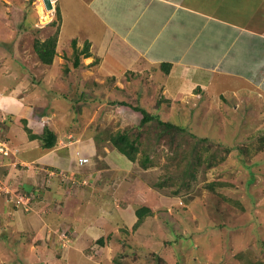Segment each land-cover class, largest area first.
Segmentation results:
<instances>
[{"label": "rangeland", "instance_id": "obj_1", "mask_svg": "<svg viewBox=\"0 0 264 264\" xmlns=\"http://www.w3.org/2000/svg\"><path fill=\"white\" fill-rule=\"evenodd\" d=\"M41 3L44 5L43 0H0V143L8 148L7 156L0 155V167L14 177L1 189L15 193L18 184L30 189L28 183H36L37 195L44 199L43 211L58 209L62 213L49 218L47 235L44 228L35 231L30 250L24 247L14 255L0 246V264H115L117 258L122 264H243L236 259L239 253L255 264H264V165L259 169L252 166L264 159V145L259 139L264 136L261 93L258 96L251 83L240 96H233L231 89L209 98L193 96L191 91L174 105L164 103L165 109L158 110L154 108L159 100L157 88L150 92L144 74H107L104 68L97 72L83 63L66 72L65 67L71 66V41L76 39L77 46L82 47L85 31L91 30H80L79 35L76 31L81 22L91 27L86 25L91 23V15L77 0H54L51 13L46 14L49 18L44 20ZM53 20L59 24L56 55L52 64L45 66L38 61L33 42L55 33L56 24L50 25ZM92 28L98 35L97 25ZM223 86L228 87L226 83ZM82 90L84 101H78ZM112 101L166 117L197 137L225 144L232 152L219 153L217 158L222 156L223 161L205 176L198 169L190 189L181 188V172L176 173L175 162L166 159L171 153L163 145L149 152L156 159L149 169L137 161L130 162L111 146L109 135L135 131L141 117L138 112L112 105ZM13 117L16 133L29 146L25 150L39 149L34 157L24 158L22 148L8 144L7 123ZM19 119H26V125ZM43 123L59 136L60 149H45L38 140L27 141L25 127L31 134L40 135ZM182 147L188 146L183 143ZM254 154L253 160L245 157ZM80 158L87 159L86 163L80 164ZM57 174L60 184L69 185L68 190L57 184ZM43 181L51 185L49 189ZM157 183L165 185L157 187ZM208 183L223 187L217 185L212 192L205 188ZM177 189L178 194H173ZM55 191L59 197L54 198ZM22 198V202L28 199ZM12 206L7 203L8 211L2 203L0 228L29 234L22 209ZM142 207L151 214H145L141 224L134 227L136 211ZM36 222L33 216L25 221L29 230L37 228ZM2 238L0 233V241ZM101 238L103 246L96 242ZM25 243L29 245L22 239L14 244L21 248ZM153 253L161 258L155 260Z\"/></svg>", "mask_w": 264, "mask_h": 264}, {"label": "crops", "instance_id": "obj_2", "mask_svg": "<svg viewBox=\"0 0 264 264\" xmlns=\"http://www.w3.org/2000/svg\"><path fill=\"white\" fill-rule=\"evenodd\" d=\"M77 2L83 4L91 15V23L86 25L91 26L90 28L97 25L100 29L99 34L95 35L93 28L90 29L81 22V28L76 31L79 35L80 30H91L85 31V34L83 32L84 41L90 43L91 52L90 57L81 60L87 69H95L98 72L104 68L107 74H144L145 84L148 88L150 86V92H156L157 88L158 98L166 101L162 102V105L166 103L167 106L174 105V102L191 91L193 96L201 94L209 98L212 94L222 96L226 89H231L233 96H240L241 92L247 89L248 83L253 84L257 95L261 93L264 98V0ZM73 14L75 16L76 11ZM165 65L170 66L167 73L161 70ZM224 83L228 85L227 88L223 86ZM212 90H215L216 94L211 92ZM12 107L16 108V105L12 104ZM8 119V144L14 149L22 148L24 158L34 157L39 149L32 147L25 150L29 146H25L20 135L16 133L15 118ZM48 128L51 129L49 126ZM54 134L57 141L54 149H60L57 148L59 136L55 132ZM36 140L40 141L29 139L27 136V141ZM77 145L72 146L78 147ZM2 168V181L5 183L9 180L11 183L14 177L11 178L9 174L12 172L8 174L6 168ZM56 179L60 187H67L60 184L58 174ZM49 180H53V177L49 176ZM43 184L47 189L51 186L46 181H43ZM18 185L21 186L22 183ZM28 185L38 187L33 182ZM22 186L26 189V186ZM48 191H51V188ZM52 194L54 198L59 197L56 191ZM60 197L62 198V195ZM43 206L44 202L39 210L34 212L33 217L39 222H36L37 228L32 230L33 235H36L35 231L39 228H44V235H47L45 227L49 224V218L62 213L58 209H48L45 212ZM10 209L7 207L8 211ZM25 220L26 218L23 222L27 228ZM73 224L71 222L70 225Z\"/></svg>", "mask_w": 264, "mask_h": 264}, {"label": "trees", "instance_id": "obj_3", "mask_svg": "<svg viewBox=\"0 0 264 264\" xmlns=\"http://www.w3.org/2000/svg\"><path fill=\"white\" fill-rule=\"evenodd\" d=\"M56 19L59 22L61 20V15L59 12V8L56 9ZM56 22L53 20L50 25L54 26ZM56 30L55 33H53L51 36H48L44 40L35 39L33 42V51L38 59V61L45 65L49 66L52 64L53 59L56 55V44L57 39L59 35V24H56ZM25 30H28V27H24ZM71 47H72V54H71V61H70V67L68 65L65 67V71L68 72V70L71 69H78L82 66L81 58H88L91 56L90 52V43L88 41H84L81 48L77 46V40L73 39L71 41ZM93 64V63H92ZM170 66L165 65L164 67H161V70L165 73L169 71ZM84 90H82L79 93L78 101H84L83 99ZM62 98H65L62 96ZM97 101V103H101V100L94 99ZM166 102V101H163ZM112 105H118L120 107L133 110L134 112H138L140 114V120L139 123L134 127L135 131L131 130H124L116 132L115 134L109 135L108 140L111 144V146L121 155H123L126 159H128L130 162H138L140 164V167L143 169H149L154 166L156 159L154 157H150V151L155 146H161L163 145L168 149V151L171 153V155H166V159L171 162H175V172H181V188L190 189L191 182H194L195 180V171L198 172V169H201L202 175L205 176L207 172L211 169H213L218 162L223 161L224 157L220 156L217 158L218 154L221 152H224L225 154L232 152L231 148L224 147L225 144H222L220 142L214 141L210 137H202V136H195L192 132L187 130L188 128H184L182 126L176 125L173 122L168 121L166 117H160L157 114L153 112H148L143 108H140L139 106H132L129 103L121 102V101H112L110 102ZM162 107V111L165 109L162 105V100L159 99L157 101V104L155 103L156 109H160ZM154 109V110H156ZM153 110V111H154ZM163 116V114L161 115ZM24 126L26 125V122L23 121ZM25 130L28 133L29 139H39L41 142H43V147L45 149H51L54 146H56V136L54 132L48 128L47 124H42V132L40 135L31 134L30 129L25 127ZM264 131V130H263ZM133 134H132V133ZM262 140L264 145V136L259 138ZM185 143L188 147L183 148L182 145ZM262 145L257 150H261ZM264 149V147L262 148ZM257 151V152H259ZM253 153V152H252ZM246 155V154H245ZM254 155H247L246 159L253 160ZM243 160L241 159L240 165H243ZM254 162V161H252ZM184 164L181 170H179L180 165ZM258 162L256 161L252 166L255 168H258L264 165V159L259 161V165L257 166ZM3 168L0 167V177L2 174H4L2 171ZM2 178V177H1ZM75 178V177H74ZM185 179H188L185 181ZM61 181V178H60ZM70 185L71 181H69ZM68 183V184H69ZM165 184L157 183L155 186L161 187ZM223 187V185L220 183H208L205 185V188L209 189L210 191L214 192V187ZM69 186V185H65ZM72 187V186H71ZM39 189L34 186H30V189H24L23 186L19 185L17 186V190L15 193H0V204L4 202L6 209H7V203H9V198L12 195L15 196H25L29 197V200L26 202V207H29V209L24 210L23 206L18 204L19 201H10L12 203V208L22 209V213L24 214V218L27 219L28 216H34V212L38 211L39 208L42 206V197L38 196ZM179 189H177L173 194H178ZM219 195V194H216ZM222 197L221 195L218 196V198ZM221 200H225L222 198ZM26 209V208H25ZM145 214H151L150 209L146 207H142L136 211L137 216V222L135 223L134 227H137L141 224L143 220V216ZM26 221V220H25ZM2 225V224H0ZM222 224L218 225L217 227H221ZM27 230L31 233L28 234L26 232H19V233H12L11 229L0 228V233H2V237L5 238L0 241V246L4 248V251H7L8 253H12L14 255L15 252H23L24 247H28L30 250V241L31 236L33 235V231L29 230L27 227ZM22 239L24 242H29V245L21 244V248H17L15 246V241ZM10 241H13L14 243H10ZM98 245L103 246L104 241L101 239H98L96 241ZM27 245V246H25ZM130 248V247H129ZM153 258L160 259L161 257L157 255V253L152 254ZM19 258V256H18ZM236 259L238 261H243V264H255L254 262H251L247 260L241 253H239L236 256ZM21 260V258H20ZM115 264H122L120 260L117 258L115 260ZM260 264V263H259Z\"/></svg>", "mask_w": 264, "mask_h": 264}, {"label": "built area", "instance_id": "obj_4", "mask_svg": "<svg viewBox=\"0 0 264 264\" xmlns=\"http://www.w3.org/2000/svg\"><path fill=\"white\" fill-rule=\"evenodd\" d=\"M7 154H8V148L3 144V143H0V155H2V157H4V156H7ZM86 161H87V159H83V158H80L79 159V163L80 164H82V163H86ZM72 184V183H71ZM73 185V184H72ZM2 186H3V183H2V181L0 180V193L3 191V189H1L2 188ZM21 197H24V198H28V199H25L24 201H28L29 200V197H25V196H21ZM19 198V200H21L20 199V196L18 197ZM24 198H22V199H24ZM22 202V201H21Z\"/></svg>", "mask_w": 264, "mask_h": 264}, {"label": "clouds", "instance_id": "obj_5", "mask_svg": "<svg viewBox=\"0 0 264 264\" xmlns=\"http://www.w3.org/2000/svg\"><path fill=\"white\" fill-rule=\"evenodd\" d=\"M3 144H4V143H3ZM4 157H5V156H4ZM1 167H2V166H1ZM0 180L2 181L1 177H0ZM2 183H3V185H5V183H4L3 181H2ZM2 192H4V193H10V192H8V191H7V192H6V191H2ZM10 194H12V193H10ZM15 197H16L17 199H16ZM18 197H19V196L12 195V196L9 198V202H10V201L13 202V201L17 200V201H19L18 204L22 205L24 208H27V207H26V201L21 202V201L19 200ZM10 203H11V202H10ZM11 204H12V203H11Z\"/></svg>", "mask_w": 264, "mask_h": 264}, {"label": "bare ground", "instance_id": "obj_6", "mask_svg": "<svg viewBox=\"0 0 264 264\" xmlns=\"http://www.w3.org/2000/svg\"><path fill=\"white\" fill-rule=\"evenodd\" d=\"M53 3H54V0L51 1V4H53ZM39 8L41 10V12H40L41 18L44 19V20L48 19L49 15H46V14L51 13V10H49V11L45 10V6L42 5V3L40 4ZM42 8H44V10H42Z\"/></svg>", "mask_w": 264, "mask_h": 264}, {"label": "water", "instance_id": "obj_7", "mask_svg": "<svg viewBox=\"0 0 264 264\" xmlns=\"http://www.w3.org/2000/svg\"><path fill=\"white\" fill-rule=\"evenodd\" d=\"M51 1L52 0H43V3H44V6L47 10H51L53 7H52V4H51Z\"/></svg>", "mask_w": 264, "mask_h": 264}]
</instances>
